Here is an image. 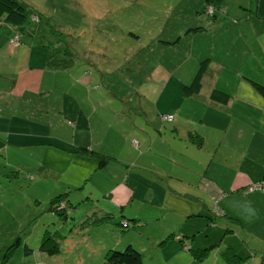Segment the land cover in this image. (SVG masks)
<instances>
[{
  "label": "rangeland",
  "instance_id": "374dc122",
  "mask_svg": "<svg viewBox=\"0 0 264 264\" xmlns=\"http://www.w3.org/2000/svg\"><path fill=\"white\" fill-rule=\"evenodd\" d=\"M20 1L26 5L27 20L24 27L16 28L0 21V264H97L98 262L93 263L91 257L102 253L103 244H94L89 238L86 241L88 243L79 238L73 244L62 243V255L59 257L52 258L39 253L38 240L44 229L36 221L40 219L37 217L41 213V206H25L26 176L31 175L33 170H38L40 165H47L52 169L60 167L64 171L63 176H66L73 166H63L67 164L63 158L65 154L56 155L55 149H25V136L32 132L53 136L62 133V139L69 144H73V138L77 143L81 140L94 141L93 145L98 151L108 152L128 161L130 168L134 169V164L136 167L149 165L155 168L166 162L171 164L170 149L175 138L173 152L191 154L190 149H181L182 145L179 144L187 138L186 126L179 128L178 134L171 133V120L163 119L168 115L161 112L163 108L176 105L186 116H196L199 113L210 116L207 145L201 151L203 158L213 157L212 154L216 151L213 158L220 156L223 171L227 168L228 177L245 171L236 175L240 183L246 182L245 174L259 179L264 176V138L255 139L250 134L253 123L259 129L262 122H255L254 116L248 117L247 122L238 119L233 114L234 109L230 107L225 112L222 110V115H219L212 110L214 106L203 103L205 99L200 95L182 97L177 88L182 89L187 82L180 86L174 85H179L181 78L177 77L187 70L192 72L190 74L193 78L199 63L210 58L213 60L211 62L218 61L222 70L217 71L213 64L210 65L207 69L208 78L203 84L204 90L208 92L216 81L215 87L218 89L244 99L242 96L251 90L249 85H239L238 77L241 74L238 70L235 71L236 67L233 68L232 63L237 64L241 60L243 63L245 59L246 63L254 64L255 79L264 76L262 69L257 66L264 63V35L260 37L264 31V23L258 18L253 28L242 23L244 21L238 26L235 24L248 18L250 10L245 5L251 0H227L224 12L215 11V21L206 12V0ZM263 3L264 0H261V4ZM197 27L203 29L196 33L191 31ZM17 31L23 44L28 40L34 47V52L29 55L33 60L36 59L35 55L41 59L45 51L73 53L75 59L70 63L77 62L79 69L65 75L64 82L68 80L69 87L73 86L71 79L77 80L79 84L85 82L81 80L82 76H90L93 81L86 85L88 94L85 98L89 97L94 107L92 104H83L88 100L82 98V91H74L73 88L69 92L71 95L65 94V89L54 87L48 88L43 95H36L37 90L33 86H25L27 79L21 80V76L18 77L14 71L17 64V44L11 45V39ZM234 35L243 37L244 40L234 38ZM251 53H254L252 58ZM85 69L89 71L86 72ZM166 72L168 75H165ZM251 93L249 98L252 97ZM29 99L33 102L29 103ZM62 102H68V105L82 112L79 118L82 121L77 123L75 130L72 122L66 128L58 121H65L66 117L74 120L73 116L77 115H73L74 109L70 106V111L61 106ZM35 103L40 108L42 103L43 109L36 108ZM252 105L254 104L248 105V111L255 115L256 109ZM60 109L61 114L57 112ZM214 117L220 123L217 125L218 134L227 142L223 140L220 146L211 143V136L215 134L211 129L214 128L211 124ZM237 128L248 133L242 140H234ZM156 138L157 143L153 146ZM133 140L138 141V146L133 144ZM255 140H258L257 143ZM163 143L166 145L165 152ZM154 156L158 157V161ZM86 164V169L94 165L90 161ZM112 164L105 166L101 174H109L110 180H114L115 175L117 178L122 177L120 170L125 165L119 162ZM221 168L220 166L217 171ZM146 173L148 174L147 171ZM101 174L97 176L94 201L98 207L104 204L111 208L112 204L105 200L101 190L106 186L108 189L112 183L108 184ZM48 175L50 178L55 177L53 172ZM257 202L260 218L243 212L246 227L252 231H239L244 236L243 240L240 238L243 245L235 243L237 238L230 239L239 248L243 258L241 264H264V198ZM32 205L35 204L32 202ZM128 210L136 213V209L129 207ZM114 212L118 214L119 210L115 208ZM238 213H241L240 209ZM96 231L115 244L123 240L124 247L129 236L137 237L132 229L122 233L119 227L114 233L110 223H103ZM26 239L34 249L27 254ZM170 239L171 237L168 238ZM16 241L18 245L15 246ZM159 255L161 252H154V257ZM145 257H151V253L148 252ZM205 260L202 264H225L214 249ZM145 262L155 264L154 261ZM167 264L190 263L185 261Z\"/></svg>",
  "mask_w": 264,
  "mask_h": 264
},
{
  "label": "crops",
  "instance_id": "0c3cea01",
  "mask_svg": "<svg viewBox=\"0 0 264 264\" xmlns=\"http://www.w3.org/2000/svg\"><path fill=\"white\" fill-rule=\"evenodd\" d=\"M249 4V6H247ZM247 5H245L249 10L250 14H248L247 19H242L239 22H236L235 24L238 26V24L241 21H244L245 25H248L249 27H255L258 21V18L262 20L264 23V3L261 4V0H251ZM223 6V7H222ZM219 11L222 10V8H225V5L223 4ZM227 15V12H226ZM243 16V13H242ZM257 16V18H255ZM216 20V17L213 21ZM246 21V22H245ZM250 22V24H249ZM237 26H232L233 28H237ZM262 26V25H261ZM264 26V25H263ZM240 29V28H238ZM234 33V32H233ZM261 34V33H260ZM264 35V31H262V34L260 37ZM236 37L235 35L233 36ZM243 39V37L239 38ZM244 40V39H243ZM33 46H31L28 42V40H25V44H23L21 40V45L18 47L16 46L15 50L17 52V64H15V74L19 77L21 76V80L23 78L27 79L25 81V86L31 85L37 90L36 95H43V93L46 92V90L50 87H54L56 89H65V94L71 95L70 91H82L83 99H87V106L93 105V102L89 97L85 98L86 94V88L88 84H90L93 79L85 76H82L81 80H85V82H77V80H72L69 87L67 86V82H64V76L68 75V73L71 72H77L79 64L74 63L71 64L70 61L75 59V56L73 53L64 52L61 53H51L46 52L43 54L41 59L39 57H36V59L29 58V55H31V52L33 51ZM13 49V48H12ZM254 52V49L253 51ZM33 54V53H32ZM254 56V53H251V58ZM238 58V57H237ZM262 58L264 59V52L262 53ZM234 59V58H233ZM55 60V61H54ZM64 60L66 62H64ZM86 60V59H85ZM211 61H213L211 59ZM37 64V65H36ZM214 65V69H217V71L222 70V65L218 61L210 62V65ZM233 68L236 67L235 71H239L241 75H239V85H249L250 92H247L242 96L244 99L236 98L235 95H232L225 90L218 89L214 82V87L211 88L208 92L204 90V82L206 81V78H208L207 71L204 74L203 80H202V89L200 93L195 94L196 96H202L205 100L203 103L206 104V106H214L212 110H214L215 113L222 115V112L225 110H228V108L234 109V116L238 119H242L243 121H248V117H253L255 122H262L260 123V128L258 129L255 124L251 126V137L257 139V138H264V96L258 93L254 87L252 86L250 80L263 84L264 85V76H260L257 79L254 78V64L246 63V60H242L240 63H232ZM262 69L264 72V63L261 65H257ZM208 67V69H209ZM86 72H88V69H85ZM256 71V70H255ZM65 73V74H64ZM188 75H187V74ZM192 72L188 71L182 74L179 85L175 83L174 85L180 86L183 82H187L186 85H189L192 81ZM175 74V73H173ZM165 75H168L166 72ZM184 75V77H183ZM25 76V77H24ZM87 77V78H86ZM52 79V81H50ZM54 79V81H53ZM191 80V81H190ZM19 82V80H17ZM178 81V80H177ZM54 83V84H53ZM70 83V82H69ZM79 85V87H78ZM238 85V84H237ZM183 86V88H184ZM73 88V90H72ZM183 88H177L178 92L181 93L182 97H192L191 96H185L183 94ZM218 89L225 93H228L231 95V99L227 104H222L216 101L211 100L210 94L212 90ZM256 91V92H255ZM252 92V93H251ZM251 93V98H249V94ZM246 98V99H245ZM239 100V101H238ZM33 101L29 99V103H32ZM202 104V103H201ZM252 105L256 111L255 115H252L248 111V105ZM34 106L36 108L40 109V106L35 103ZM61 106L68 107V102H62ZM202 106V105H200ZM94 107V105H93ZM71 109H74V114H77L73 117H75L76 124L82 120H80L81 111H77L76 108L73 106H70ZM209 108V107H208ZM70 110V109H69ZM223 110V111H222ZM95 111V109H94ZM220 111V112H219ZM162 113H166L168 115H175V119L173 121H170L169 123H172L173 126L170 130L171 133H179V128H183L186 126V134L187 138L184 139L182 142H178L181 144V149H190L191 154L186 155L179 152L174 153L173 152V145L176 142V139H174V142L172 143L171 149H170V156L172 157L171 164L166 162L165 164H161L160 166L151 167L149 165H139L136 167L134 164L133 168H130L129 165H131L128 161H123L118 156L117 158L120 160V164L123 163L125 165L124 169H121V176L122 177L117 178L115 175L114 180H110L109 174L104 175V180L108 182V184L111 182L112 185L109 186L107 189V186L101 190L104 198L106 201L110 202L113 207L107 208L104 204L99 207V213L101 215H105L109 211H115L119 210V215L123 218L124 216H127V218H136L138 219L135 224L130 226L128 228L129 230H134L137 237L129 236V241L127 244H131L133 247H135L137 250H139L143 256L144 261H154L155 264L161 263V264H167L169 262H176V263H185L188 262L190 264H202L201 261H198L197 259H193L191 254H187L184 251L181 250L180 244H178L175 240L172 239L173 235L176 234H182L186 238H189L191 241V247L192 249H205L209 247H213L214 251L218 254V257H220L219 252L223 250V248L229 247L230 249H233L237 252L238 255H241L239 252V248L231 242V238H237L235 239V243H243L240 241V238L243 240L244 236L243 234H240L239 231H248L252 232L251 230L247 229L246 227V219L245 216H243V212L246 214L249 212L250 215H253L255 217L258 216L260 218V214L258 212L257 208V200H262L264 198V194L260 193H250L245 198L241 196H237L235 194L228 195L220 200L221 206L225 209V211L229 214V216L234 217L238 220L239 223H232L230 219L222 220L220 221V227L212 228L208 226L209 220L204 217L205 211L200 210L197 214L200 215V217H192L190 214L195 212V209L192 207H188L189 203L184 199L181 198L184 196H191L194 198H197L201 201H207L212 197H218L223 194V190H226L228 192H231L235 188H239L242 186H245L249 183H252L256 180H258V177H250L251 175H246V182L240 183L239 178L236 176L240 172L245 171H239L236 172L232 177L227 176V168L226 171H223V162L222 159L219 157H215L217 152L214 151L212 156H209L207 158H203L201 155V151L207 145V124L208 119L210 116L206 117L203 116L202 113H199L196 116L191 115H183L181 112V109L179 107H176V105H171V108H163ZM207 112V111H206ZM213 112V111H210ZM206 114V113H204ZM41 116H39L40 118ZM206 117V120H205ZM256 118L258 120H256ZM252 119V118H251ZM236 120V119H235ZM234 120V122H235ZM251 121V120H250ZM252 122V121H251ZM214 128H211L215 131V134L211 136V143H217L218 146H220L221 143L226 140L221 138V136L218 134V124L216 121V117L213 118V122L211 123ZM190 126H193L191 128ZM53 127V123L51 125ZM77 128V125L75 126V129ZM259 132V133H258ZM57 138H59L60 134L56 133ZM248 133L242 129L237 128L234 131V140L240 139L242 140L243 137H245ZM48 135V134H47ZM47 135L43 133H30L26 135L25 137V149H39V150H56V155L59 153L65 154L63 158L67 161V164H64L63 166H73V169L70 170V172L66 175V180L61 181L59 177L60 175H63L64 172L61 170L60 167H53V169L50 166L47 165H40L38 170H33V172H39V173H46L47 175L49 173H54L57 179V184L52 185L48 190L46 188L43 191L44 194V201L48 200L50 196L58 193L59 191H65L67 188L72 189L76 188L79 185L84 184V180L89 173L94 172L96 168V164L94 161H90L94 163V165L91 168L86 169V163L89 161L87 160H81L78 159V157L72 153H70L76 145H80L83 147H88L89 149H93L95 151H98L97 148L93 145L94 141H88L85 142L84 140H81L77 143L76 139H73V143L75 146L72 145L71 149L70 147L66 148L65 150H60L57 148L49 147V146H43L42 144L44 140H46ZM52 135V134H50ZM192 135H198L202 137V144L198 146L195 142H193L191 136ZM224 140V141H223ZM257 143L258 140H255ZM134 144V140L132 141ZM220 142V143H219ZM101 145L100 142H96ZM157 143V138L153 142V146ZM166 143V142H165ZM164 144V152L166 151V145ZM227 143V142H226ZM139 144V143H138ZM135 145V144H134ZM138 146V145H137ZM42 147V148H38ZM180 149V147H179ZM69 152H68V151ZM71 150V151H70ZM152 150V149H150ZM157 150V149H156ZM52 151V150H51ZM101 152V151H98ZM103 153V152H101ZM105 154H110L106 152ZM68 155V156H67ZM112 155V154H110ZM156 160L158 161V157L154 156ZM141 160V159H138ZM222 167L220 170L217 171L218 168ZM173 170L171 171V169ZM148 172V174L146 173ZM205 173L208 179H206L205 175H202ZM100 175V174H98ZM97 175V176H98ZM38 185V183H37ZM34 186L33 188L35 190H40V187ZM95 186L97 187V179L93 181L92 188L89 189V193L87 196H90V198L94 199V190ZM181 198V199H180ZM95 200V199H94ZM185 200V201H184ZM188 204H187V203ZM239 202L241 203V206H239ZM252 202V204H250ZM254 202H257L256 205ZM137 205V206H136ZM136 209V213L134 210H128V208ZM241 211V213H238V211ZM159 213V215H157ZM157 215L154 219H152L153 216ZM203 215V216H201ZM126 222V220L124 221ZM123 223H115V222H109L113 225L114 233L115 230H119V227L121 229V232L124 233L126 230V227ZM241 226H239V225ZM232 228L235 230V232L228 231L225 232V228ZM238 227V228H237ZM127 229V230H128ZM225 234L226 237H224L221 241V237L223 234ZM172 235V236H170ZM238 235V236H237ZM170 236V240L165 239ZM220 236V237H219ZM169 238V237H168ZM230 240V241H228ZM165 241V243H163ZM221 242V243H219ZM126 244V245H127ZM119 247H124L125 243L122 240L121 242L117 243ZM137 245V246H136ZM243 245V244H242ZM142 248V249H140ZM143 250V251H142ZM161 252V255L154 257V252ZM150 252L151 257H145L146 254ZM207 260V259H206ZM205 260V261H206ZM146 263V262H145ZM225 263V262H224ZM147 264V263H146Z\"/></svg>",
  "mask_w": 264,
  "mask_h": 264
},
{
  "label": "trees",
  "instance_id": "16d2710c",
  "mask_svg": "<svg viewBox=\"0 0 264 264\" xmlns=\"http://www.w3.org/2000/svg\"><path fill=\"white\" fill-rule=\"evenodd\" d=\"M227 0H206V12H209V16L213 21L215 18V11L220 9V7L226 3ZM223 7V6H222ZM224 12V8H222ZM226 13V12H225ZM33 17V16H32ZM27 20L26 16V5L20 0H0V21L3 23L9 24L12 27L21 28L24 27V23ZM38 21V19H37ZM200 27L191 29L193 32H199ZM13 37V36H12ZM11 37V38H12ZM20 34L15 32V36L11 39V45L19 46L21 40H19ZM68 52V51H64ZM71 53V52H70ZM211 62L210 58H206L201 61L198 65L197 71L189 85L184 86L183 94L185 96H191L200 93L202 89V80L205 72L207 71L209 64ZM254 89L264 96V85L254 82L250 80ZM210 98L213 101L227 104L231 95L225 93L221 90L214 89L210 94ZM41 108L43 109V105L41 103ZM40 108V109H41ZM68 108V107H67ZM69 110V108H68ZM70 111V110H69ZM58 113H62V110H57ZM168 116V117H166ZM163 117L164 120L169 119L173 121L175 119V115H166ZM61 125H64L66 128L73 125V129L75 130L76 120L68 119L66 117L65 121L59 119ZM72 122V124H71ZM60 134L59 138L53 135H47L46 139L42 144L43 146L55 147L60 150H65L67 147L71 149L72 145L69 144L65 140L62 139ZM75 134V133H74ZM73 134V135H74ZM75 136V135H74ZM193 142H195L198 146L202 144V137L198 135L191 136ZM74 139V138H73ZM135 146L138 145V141L134 140ZM68 151V150H67ZM71 151V150H70ZM69 152V151H68ZM73 155L75 154L78 159L94 161L96 164V168L94 172L89 173V175L83 179L84 184L77 186L76 188L69 189L65 191H59L58 193L50 196V198L44 201L43 191L46 188L48 190L54 184H57L56 176L50 178L46 173L33 172L31 175H27L26 177V185L25 192L27 201L25 206L29 207H39L41 206V213L37 217L38 225L42 226L44 229L41 236H39L38 240V251L43 255L48 257H59L62 255L61 253V245L62 243H75L77 238L86 242L87 240H91L94 244L102 243L103 246L101 248L102 253L97 254L91 260L93 263L97 264H146L141 252L133 247L131 244H127L125 247H119L115 244L114 241L110 239H104L103 235H99L100 232L96 231L97 228L103 226V223L115 222V223H123L126 227V230L130 228L133 224L137 222L136 218H127L124 216L123 218L117 214L116 212L109 211L105 215H101L99 213L98 204L94 201V199L87 196L89 193V189L92 188L93 181L97 179V175L101 174L105 166L113 165L112 163H120V160L116 155L105 154L93 149H89L88 147L76 146L70 152ZM102 175V174H101ZM202 175H205L203 173ZM28 176H31L30 178ZM60 180L63 182L66 180V176L60 175ZM206 179L207 176L205 175ZM38 183V185H37ZM40 187V190H35L34 186ZM261 191V192H260ZM264 191V176L252 183H249L245 186L235 188L231 192L223 190V194L218 197H212L207 201H201L197 198L191 196L181 195L188 203L190 208H194L195 212L190 214L192 217H200L197 214L200 210L205 211L204 217L209 220L208 226L212 228L220 227V221L230 219L233 223H239L238 220L234 217L229 216V214L225 211V209L221 206L220 200L228 195H237L241 197H246L250 193H263ZM180 198V199H181ZM184 200V201H185ZM32 202L35 205H32ZM186 202V203H187ZM187 203V204H188ZM137 206V205H136ZM203 216V215H201ZM102 224V225H101ZM239 225V224H238ZM22 226V225H19ZM241 226V225H239ZM26 228V227H25ZM125 230V231H126ZM235 232L232 228H225V232L228 231ZM247 231V230H246ZM248 232V231H247ZM221 237L220 241L226 237L225 234ZM236 234V232L234 233ZM101 236V237H100ZM172 236V235H170ZM170 236H168L170 238ZM238 236V235H237ZM97 237V238H96ZM165 239V241L168 239ZM89 238V239H88ZM172 239L175 240L178 244H180L181 250L187 254H191L193 259H197L198 261H203L207 259L208 255L214 249L212 246L205 249H192L190 243L192 241L189 238H186L182 234H176L172 236ZM79 240V241H80ZM25 243V252L34 251L33 247L29 245L28 240L26 239ZM78 241V242H79ZM163 241V243H165ZM241 241V239H240ZM77 242V243H78ZM76 243V244H77ZM88 243V242H86ZM221 243V242H219ZM18 245V242H15V246ZM96 246H94L95 248ZM92 248V250L94 249ZM104 248V249H103ZM103 249V250H102ZM100 251V252H101ZM102 254V255H101ZM220 257L225 262V264H241L243 262V258L241 255H238L236 251L230 249L229 247L223 248L222 251L219 252ZM100 260V261H99ZM4 264V263H3Z\"/></svg>",
  "mask_w": 264,
  "mask_h": 264
}]
</instances>
